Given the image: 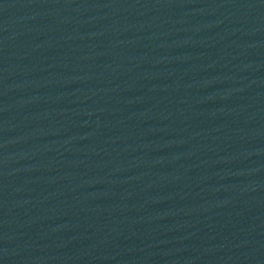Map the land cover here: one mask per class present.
Instances as JSON below:
<instances>
[{"label":"water","instance_id":"obj_1","mask_svg":"<svg viewBox=\"0 0 264 264\" xmlns=\"http://www.w3.org/2000/svg\"><path fill=\"white\" fill-rule=\"evenodd\" d=\"M0 264H264V0H0Z\"/></svg>","mask_w":264,"mask_h":264}]
</instances>
